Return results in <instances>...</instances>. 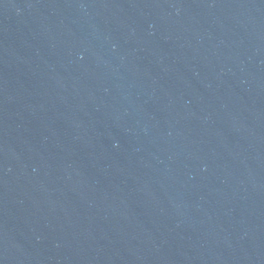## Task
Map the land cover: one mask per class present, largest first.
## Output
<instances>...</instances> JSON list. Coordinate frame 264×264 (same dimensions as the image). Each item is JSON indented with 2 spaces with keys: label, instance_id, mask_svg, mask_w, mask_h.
<instances>
[{
  "label": "water",
  "instance_id": "water-1",
  "mask_svg": "<svg viewBox=\"0 0 264 264\" xmlns=\"http://www.w3.org/2000/svg\"><path fill=\"white\" fill-rule=\"evenodd\" d=\"M0 264H264V0H0Z\"/></svg>",
  "mask_w": 264,
  "mask_h": 264
}]
</instances>
